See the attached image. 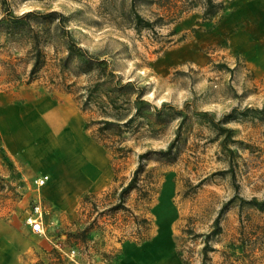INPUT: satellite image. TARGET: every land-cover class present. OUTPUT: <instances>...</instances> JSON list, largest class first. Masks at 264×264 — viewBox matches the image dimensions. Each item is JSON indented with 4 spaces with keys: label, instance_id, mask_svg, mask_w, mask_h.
<instances>
[{
    "label": "rangeland",
    "instance_id": "rangeland-1",
    "mask_svg": "<svg viewBox=\"0 0 264 264\" xmlns=\"http://www.w3.org/2000/svg\"><path fill=\"white\" fill-rule=\"evenodd\" d=\"M7 1L15 15L57 11L64 19L51 25L55 41L44 46L45 64L33 76L28 37L0 34V99L29 85L71 94L114 170L112 187L83 195L72 211L42 197L46 238L29 235L28 240L36 243V253L43 241L52 247L37 256L48 264H71L62 252L75 249L77 264H120L165 232L173 245L167 264H204L205 235L232 200L221 216L222 233L210 238L214 250L206 264H264V209L248 203L264 198V0H231L210 22L198 6L170 23L166 0H136L145 19L166 21L141 31L128 17L131 0ZM248 3L258 10L243 19ZM2 14L0 4V18ZM70 36L106 60L122 83L144 88V99L153 106L167 103L187 111L188 122L169 155L159 151L174 140L178 119L150 126L136 119L126 127L99 130L100 108L91 104L82 109L93 76L79 74L74 65L63 67ZM234 108L236 118L225 125L233 129L232 140L224 144L203 114L218 121ZM244 111L246 115L239 114ZM133 112L125 111L124 120ZM147 151L155 153L146 156L137 188L121 197L139 155ZM37 178L0 152V226L29 229L25 219L37 197Z\"/></svg>",
    "mask_w": 264,
    "mask_h": 264
},
{
    "label": "crops",
    "instance_id": "crops-1",
    "mask_svg": "<svg viewBox=\"0 0 264 264\" xmlns=\"http://www.w3.org/2000/svg\"><path fill=\"white\" fill-rule=\"evenodd\" d=\"M0 152L35 177L47 175L41 195L62 211H72L83 195L102 193L114 183L110 156L86 129L85 115L66 92L29 85L2 97ZM45 233L0 226V264H48L37 255L51 249L49 241L42 240L36 253V243L28 240L29 235L41 240ZM172 250L170 238L161 232L120 264H167Z\"/></svg>",
    "mask_w": 264,
    "mask_h": 264
},
{
    "label": "trees",
    "instance_id": "trees-1",
    "mask_svg": "<svg viewBox=\"0 0 264 264\" xmlns=\"http://www.w3.org/2000/svg\"><path fill=\"white\" fill-rule=\"evenodd\" d=\"M161 1V0H159ZM158 0L153 1L159 3ZM168 9L171 8L172 16L167 23L177 21L182 14L189 12L191 9L202 6L203 19L210 22L221 15L231 0H166ZM3 14L0 18V34L11 38L28 37V42L31 45V55L33 59V66L30 74L33 76L38 73L41 67L45 64L43 48L49 43L55 41L53 38V25L56 21L61 22L64 17L57 11L42 13L40 11H27L21 15H15L7 0H0ZM163 5V4H162ZM128 17L131 24L137 31L142 29H154L155 26L165 25L164 17H158L155 20L145 19L137 10L136 0H131L128 9ZM41 25L42 27H36ZM54 29L59 30V25H54ZM67 57L64 59L63 67L76 66L77 72L81 75H92L93 79L87 87V94L84 97L83 110H86L89 105L95 104L100 108L102 117L97 121L100 125L99 130H111L116 126H128L136 119H144L146 124L150 126L153 122L155 124L170 121L171 118L178 119L179 125L177 128L174 140L168 145L166 150L159 151L161 154L169 155L179 141L180 131L183 125L188 122L189 114L187 111L177 109L167 103H163L160 108L153 106L149 101L144 99V88L136 86L132 82L122 83L118 75L110 69L109 64L104 59L90 54L86 49H83L73 37H68L66 41ZM75 62V63H74ZM32 81V80H31ZM133 110V114L124 120L125 111ZM154 110V111H152ZM264 112V107L261 109ZM237 109H233L230 113L224 115L221 120L215 121L211 113L205 112L204 118L207 122L216 128L217 133L223 137V143L232 140L233 129L226 127L236 118ZM246 115L247 111L239 113ZM169 118V119H167ZM122 122V123H119ZM119 129V135L121 134ZM154 132V131H150ZM155 151H147L139 155V164L137 169L128 184L120 191V196L124 197L137 188V181L139 175L144 172L143 165L146 156ZM243 201V199H241ZM232 200L228 201L221 208L218 216L213 221L212 230L205 235V243L203 247V262L206 264L209 259L208 253L213 251L209 247L211 237H216L222 233L221 216L228 209ZM249 204H252L260 209H264V198L257 200L251 199Z\"/></svg>",
    "mask_w": 264,
    "mask_h": 264
},
{
    "label": "built area",
    "instance_id": "built-area-1",
    "mask_svg": "<svg viewBox=\"0 0 264 264\" xmlns=\"http://www.w3.org/2000/svg\"><path fill=\"white\" fill-rule=\"evenodd\" d=\"M49 180L47 175L40 176L36 179L35 184L37 186V197L34 204L31 206L29 214L27 215L25 222L30 227V229L37 233H45V214L46 206L44 205L42 195L40 190L44 187ZM62 257L67 258L69 263L77 264V251L75 249H69L62 252Z\"/></svg>",
    "mask_w": 264,
    "mask_h": 264
},
{
    "label": "bare ground",
    "instance_id": "bare-ground-1",
    "mask_svg": "<svg viewBox=\"0 0 264 264\" xmlns=\"http://www.w3.org/2000/svg\"><path fill=\"white\" fill-rule=\"evenodd\" d=\"M244 2V1H243ZM247 5V9L243 10L241 13V18H246V17H250L252 14H256V11L258 10V8L256 7V5L254 4H246ZM47 117V116H46ZM50 117V116H49ZM61 122V121H60ZM61 141V140H60ZM65 142V141H64ZM63 143V142H62ZM64 145V144H63ZM68 146V145H67ZM66 146V147H67Z\"/></svg>",
    "mask_w": 264,
    "mask_h": 264
}]
</instances>
